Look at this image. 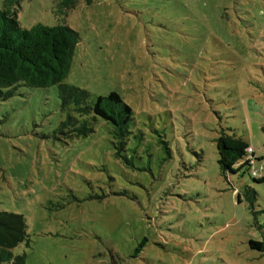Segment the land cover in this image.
<instances>
[{
    "label": "rangeland",
    "instance_id": "obj_1",
    "mask_svg": "<svg viewBox=\"0 0 264 264\" xmlns=\"http://www.w3.org/2000/svg\"><path fill=\"white\" fill-rule=\"evenodd\" d=\"M18 0L22 29L78 33L64 83L132 111L59 136L55 87L0 99V211L23 216L25 264H264V183L222 175L216 139L246 140L264 174V0ZM3 0H0V8ZM254 196L252 200L251 197ZM12 264V263H9Z\"/></svg>",
    "mask_w": 264,
    "mask_h": 264
},
{
    "label": "trees",
    "instance_id": "obj_2",
    "mask_svg": "<svg viewBox=\"0 0 264 264\" xmlns=\"http://www.w3.org/2000/svg\"><path fill=\"white\" fill-rule=\"evenodd\" d=\"M76 0L60 2L59 12L72 8ZM93 0H85L90 4ZM18 0H3L0 8V99L7 100L25 86L33 89L55 87L59 108L65 119L57 127L59 136L69 139L87 137L94 132L97 118L111 125V144L116 159L126 160L122 153L128 140L132 111L121 97L112 92L90 102L88 92L64 83L70 71L75 47L80 41L77 32L65 24L45 26L35 24L22 29L17 21ZM264 134V126L262 127ZM251 145L242 137L221 132L216 139L217 164L222 175L248 171L257 183H264V174L252 175L253 161H259L247 151ZM254 199V196L251 197ZM21 243H28L27 226L23 216L0 211V264H25L23 256L11 251ZM252 251L264 254V243L249 240Z\"/></svg>",
    "mask_w": 264,
    "mask_h": 264
},
{
    "label": "built area",
    "instance_id": "obj_3",
    "mask_svg": "<svg viewBox=\"0 0 264 264\" xmlns=\"http://www.w3.org/2000/svg\"><path fill=\"white\" fill-rule=\"evenodd\" d=\"M247 151H248L249 153H252V152H253V148L250 147V148L247 149ZM250 158H251V159H250V163L254 164V161L252 160V159H253V156L250 157ZM258 174H259V170H258V169H252V175H253L254 177H255V176H258Z\"/></svg>",
    "mask_w": 264,
    "mask_h": 264
}]
</instances>
